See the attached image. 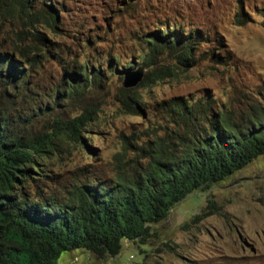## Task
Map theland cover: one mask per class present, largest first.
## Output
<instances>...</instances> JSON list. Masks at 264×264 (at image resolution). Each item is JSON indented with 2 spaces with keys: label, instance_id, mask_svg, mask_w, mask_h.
<instances>
[{
  "label": "rangeland",
  "instance_id": "obj_1",
  "mask_svg": "<svg viewBox=\"0 0 264 264\" xmlns=\"http://www.w3.org/2000/svg\"><path fill=\"white\" fill-rule=\"evenodd\" d=\"M18 0H12L17 5ZM34 8L58 12L57 26L39 22L33 31L46 36L40 42L26 32L19 15L0 14V45L30 57L38 47L42 61L33 67L32 92L19 98L25 108L44 106L65 86V70L89 63L91 73L104 71L80 96L58 93L50 115L34 111L31 133L52 130L53 118H73L92 109L94 120L82 139L57 138L52 152L38 162L37 183L46 193L65 192L81 181L108 180L118 173V154L127 142L126 157L152 134L176 129L169 101L191 102L207 97L242 116L264 107V0H34ZM199 31L194 64L182 66L167 49L152 52L147 41L153 32ZM185 39V38H184ZM155 54L154 57L151 56ZM153 67L171 66L166 76L147 86L136 85L137 110L126 106L125 74L110 75L108 62L123 68L132 61L145 74ZM147 61V60H146ZM131 70V71H132ZM92 79V76H90ZM67 82V81H66ZM23 127V125H22ZM128 171L129 165L125 166ZM145 242L124 240L122 252L103 258L84 249L66 250L58 264H264V154L246 167L207 189L188 194L168 217L152 225Z\"/></svg>",
  "mask_w": 264,
  "mask_h": 264
},
{
  "label": "trees",
  "instance_id": "obj_2",
  "mask_svg": "<svg viewBox=\"0 0 264 264\" xmlns=\"http://www.w3.org/2000/svg\"><path fill=\"white\" fill-rule=\"evenodd\" d=\"M33 1L18 0L15 5L12 0H0V14L21 16L30 26L26 32L44 42L46 36L33 30L39 22L56 27L58 12L52 4L37 11ZM190 31L186 35L176 28L169 33L155 31L147 41L152 52L167 49L188 67L195 62L194 50L201 37L198 30ZM34 50L27 57L0 45V264H58L61 254L73 249L99 258L117 256L124 240L145 243L153 235L152 225L166 219L188 194L209 188L264 154V107L237 116L209 97L193 102L175 97L169 103L177 117L176 129L162 136L152 134L132 149L131 158L126 157V142L118 154L114 178L81 181L63 196L46 193L37 183L32 187L42 176L38 159L52 152L61 136L81 140L95 114L87 108L73 118L56 116L52 130L35 134L26 129L34 123V111L50 115L58 105V93L80 96L104 74L99 69L91 73L87 62L75 71L65 70V86L57 87L55 97L44 106L25 108L19 98L32 92L33 67L43 56L38 47ZM149 59L146 55L144 62L148 64ZM108 62L110 75L134 68L132 61L123 68ZM148 66L152 68L151 63ZM177 72L171 66L153 67L142 85ZM124 91L125 105L137 110L132 101H139L138 90Z\"/></svg>",
  "mask_w": 264,
  "mask_h": 264
},
{
  "label": "water",
  "instance_id": "obj_3",
  "mask_svg": "<svg viewBox=\"0 0 264 264\" xmlns=\"http://www.w3.org/2000/svg\"><path fill=\"white\" fill-rule=\"evenodd\" d=\"M144 76L145 72L143 69H137L135 71L128 72L125 76L124 85L127 88L135 87L144 79Z\"/></svg>",
  "mask_w": 264,
  "mask_h": 264
},
{
  "label": "clouds",
  "instance_id": "obj_4",
  "mask_svg": "<svg viewBox=\"0 0 264 264\" xmlns=\"http://www.w3.org/2000/svg\"><path fill=\"white\" fill-rule=\"evenodd\" d=\"M125 76H126V74H125ZM133 88V87H132Z\"/></svg>",
  "mask_w": 264,
  "mask_h": 264
}]
</instances>
